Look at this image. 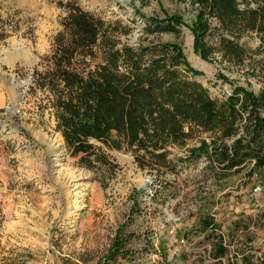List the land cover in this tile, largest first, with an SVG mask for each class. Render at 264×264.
<instances>
[{
	"label": "rangeland",
	"instance_id": "rangeland-1",
	"mask_svg": "<svg viewBox=\"0 0 264 264\" xmlns=\"http://www.w3.org/2000/svg\"><path fill=\"white\" fill-rule=\"evenodd\" d=\"M66 1L0 0V18L7 25L0 40V264H101L119 237L129 239L124 249L130 256H117L110 264H214L197 253L186 258V248L199 234L198 216L212 215L225 233L245 210L261 222L264 169L217 183L203 181L205 161L200 159L185 164L178 175L157 177L125 149L107 150L118 164L111 179H104L102 169L80 166L63 147L53 109L31 79L53 48L65 14L60 5ZM72 1L127 24L131 31L123 39L129 43L180 44L190 65L202 73L197 80L214 98L232 89L219 73L255 92L264 89V41L254 32L238 41L245 50L242 61H226L218 52L208 61L194 50L186 25L176 34L146 33L147 17L176 13L189 24L194 9L186 1ZM196 143L197 137L184 147H171L172 156H184ZM255 233L264 237V229ZM146 238L152 242L148 247Z\"/></svg>",
	"mask_w": 264,
	"mask_h": 264
},
{
	"label": "trees",
	"instance_id": "trees-1",
	"mask_svg": "<svg viewBox=\"0 0 264 264\" xmlns=\"http://www.w3.org/2000/svg\"><path fill=\"white\" fill-rule=\"evenodd\" d=\"M182 1L194 9L189 24L176 13L147 17L146 33L176 34L186 25L194 50L208 61L215 60V52L226 61H242L245 50L238 41L245 33L254 32L264 41V0ZM60 6L65 14L53 48L31 79L43 91L55 129L80 166L102 169L104 179H111L118 164L107 150L125 149L139 167L157 177L178 175L185 164L200 159L205 161L203 181L217 183L264 169V89L255 92L219 73L232 89L222 99L214 98L197 80L202 73L190 65L180 44H132L123 39L131 29L121 20H106L72 0ZM6 29L0 18V40ZM215 34V43H210ZM196 137L184 156H172L171 147H184ZM197 226L211 240V257H228L212 215H199ZM147 239L146 247L152 244ZM128 242L116 238L101 264L117 256L128 258ZM226 264H264V255L251 261L242 254L239 263L233 255Z\"/></svg>",
	"mask_w": 264,
	"mask_h": 264
},
{
	"label": "crops",
	"instance_id": "crops-1",
	"mask_svg": "<svg viewBox=\"0 0 264 264\" xmlns=\"http://www.w3.org/2000/svg\"><path fill=\"white\" fill-rule=\"evenodd\" d=\"M254 211H244L240 216H237L231 221V227L228 233L222 229V225L218 223L220 232L223 234V245L228 248V257L232 258L236 255V261L240 262L242 254H249L251 261L264 255V237L255 236L257 229H264V218L261 222H257L254 216ZM211 241V240H210ZM205 238L204 232H199L197 240L186 248V258L194 257L197 253L200 257H207L214 264H226L228 257L221 260L211 258V242Z\"/></svg>",
	"mask_w": 264,
	"mask_h": 264
},
{
	"label": "built area",
	"instance_id": "built-area-1",
	"mask_svg": "<svg viewBox=\"0 0 264 264\" xmlns=\"http://www.w3.org/2000/svg\"><path fill=\"white\" fill-rule=\"evenodd\" d=\"M257 189H259V187H258V186L256 187V190H257Z\"/></svg>",
	"mask_w": 264,
	"mask_h": 264
},
{
	"label": "water",
	"instance_id": "water-1",
	"mask_svg": "<svg viewBox=\"0 0 264 264\" xmlns=\"http://www.w3.org/2000/svg\"><path fill=\"white\" fill-rule=\"evenodd\" d=\"M64 147H65V143H63Z\"/></svg>",
	"mask_w": 264,
	"mask_h": 264
},
{
	"label": "bare ground",
	"instance_id": "bare-ground-1",
	"mask_svg": "<svg viewBox=\"0 0 264 264\" xmlns=\"http://www.w3.org/2000/svg\"><path fill=\"white\" fill-rule=\"evenodd\" d=\"M63 145V144H62ZM63 147H64V145H63Z\"/></svg>",
	"mask_w": 264,
	"mask_h": 264
}]
</instances>
